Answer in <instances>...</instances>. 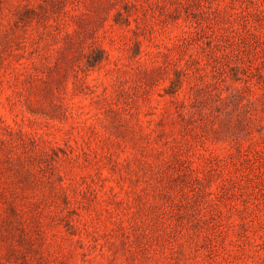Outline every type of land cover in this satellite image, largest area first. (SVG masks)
Returning a JSON list of instances; mask_svg holds the SVG:
<instances>
[{
	"label": "rangeland",
	"instance_id": "rangeland-1",
	"mask_svg": "<svg viewBox=\"0 0 264 264\" xmlns=\"http://www.w3.org/2000/svg\"><path fill=\"white\" fill-rule=\"evenodd\" d=\"M0 264H264V0H0Z\"/></svg>",
	"mask_w": 264,
	"mask_h": 264
}]
</instances>
